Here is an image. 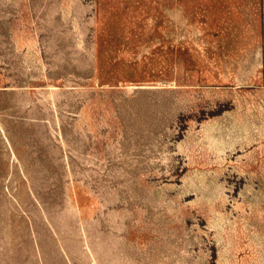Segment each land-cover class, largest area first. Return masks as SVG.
Returning <instances> with one entry per match:
<instances>
[{
	"label": "rangeland",
	"instance_id": "obj_1",
	"mask_svg": "<svg viewBox=\"0 0 264 264\" xmlns=\"http://www.w3.org/2000/svg\"><path fill=\"white\" fill-rule=\"evenodd\" d=\"M0 264H264V0H0Z\"/></svg>",
	"mask_w": 264,
	"mask_h": 264
}]
</instances>
